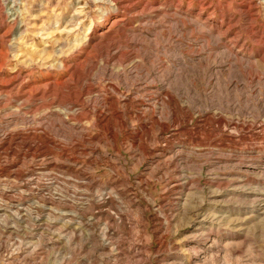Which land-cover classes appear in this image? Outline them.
<instances>
[{
    "label": "rangeland",
    "instance_id": "1",
    "mask_svg": "<svg viewBox=\"0 0 264 264\" xmlns=\"http://www.w3.org/2000/svg\"><path fill=\"white\" fill-rule=\"evenodd\" d=\"M0 264H264V0H0Z\"/></svg>",
    "mask_w": 264,
    "mask_h": 264
},
{
    "label": "bare ground",
    "instance_id": "2",
    "mask_svg": "<svg viewBox=\"0 0 264 264\" xmlns=\"http://www.w3.org/2000/svg\"><path fill=\"white\" fill-rule=\"evenodd\" d=\"M16 4V3H15ZM250 4V3H249ZM117 18H115V20H116ZM19 77V76H18ZM12 80V79H11ZM14 81V80H13ZM17 81V80H16ZM6 82V81H5ZM23 83V82H22ZM21 83V84H22ZM17 84H18V82H17ZM19 84H20V82H19ZM17 87H18V85H17ZM24 93V92H23ZM95 112V111H94Z\"/></svg>",
    "mask_w": 264,
    "mask_h": 264
}]
</instances>
